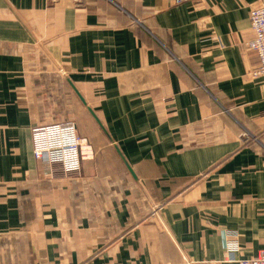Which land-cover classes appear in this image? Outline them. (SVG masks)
<instances>
[{"label": "crops", "instance_id": "crops-1", "mask_svg": "<svg viewBox=\"0 0 264 264\" xmlns=\"http://www.w3.org/2000/svg\"><path fill=\"white\" fill-rule=\"evenodd\" d=\"M260 1L0 0V264L264 254ZM65 121L91 152L78 177L32 153Z\"/></svg>", "mask_w": 264, "mask_h": 264}, {"label": "built area", "instance_id": "built-area-1", "mask_svg": "<svg viewBox=\"0 0 264 264\" xmlns=\"http://www.w3.org/2000/svg\"><path fill=\"white\" fill-rule=\"evenodd\" d=\"M183 1L185 0H174V3L180 4ZM249 23L253 38L245 47L256 58L252 75L263 76L264 0L260 1L258 8L249 12ZM31 135L34 158L45 163L51 170L57 167L63 176L78 177L81 161L91 156L89 146L77 135L73 121L37 126L32 129ZM241 137L246 139L248 135L242 134ZM224 247L228 252H239L237 236L224 234ZM228 261L235 264H264V254L248 260L228 258Z\"/></svg>", "mask_w": 264, "mask_h": 264}, {"label": "water", "instance_id": "water-1", "mask_svg": "<svg viewBox=\"0 0 264 264\" xmlns=\"http://www.w3.org/2000/svg\"><path fill=\"white\" fill-rule=\"evenodd\" d=\"M89 110V109H88ZM90 111V110H89ZM91 115L93 116V113L90 111ZM94 117V116H93ZM97 121V120H96ZM98 122V121H97ZM129 169V168H128ZM130 174L134 177L132 171L129 169Z\"/></svg>", "mask_w": 264, "mask_h": 264}]
</instances>
